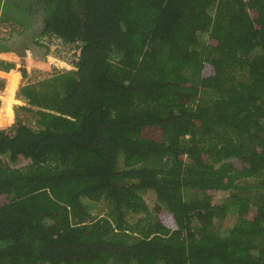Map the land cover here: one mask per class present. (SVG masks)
<instances>
[{
    "label": "trees",
    "instance_id": "1",
    "mask_svg": "<svg viewBox=\"0 0 264 264\" xmlns=\"http://www.w3.org/2000/svg\"><path fill=\"white\" fill-rule=\"evenodd\" d=\"M0 74V264H264V0H0Z\"/></svg>",
    "mask_w": 264,
    "mask_h": 264
},
{
    "label": "rangeland",
    "instance_id": "2",
    "mask_svg": "<svg viewBox=\"0 0 264 264\" xmlns=\"http://www.w3.org/2000/svg\"><path fill=\"white\" fill-rule=\"evenodd\" d=\"M51 45L50 53H48V63L46 65H38L32 66V70L30 72V76L27 80H24L25 84H38L39 82H42L44 80L50 79L52 75L55 74L56 70L59 68H62V70H66L68 66L72 64V62L75 60V52L69 50L66 48V50L60 49L62 45L53 42ZM5 50L3 51V54L10 53V49L4 47ZM54 69H52L53 67ZM52 67V68H51ZM2 79L6 80V88L4 90L10 92L11 89L8 88L10 78L0 77V82ZM51 80V79H50ZM2 89V87H0ZM12 93V92H11ZM14 93V92H13ZM7 94V93H6ZM0 131H8L9 133H14V129H16L20 125H26L33 128H36V122L37 118L35 113L26 111L23 108H30L31 106H28L25 103H22L21 101L13 98H9L7 95L3 96V93L0 92ZM33 110H37L36 108ZM247 183L251 187H256V182L254 183L253 180H247ZM254 185V186H253ZM255 189V188H253ZM144 198L147 202V204L150 206V208H154L156 204V196L154 192L148 191L144 195ZM105 212H99V215H104ZM137 218H140L139 216H130V221L135 222ZM236 223L235 219L227 218L226 220H218L216 221V228L217 229H231L234 227Z\"/></svg>",
    "mask_w": 264,
    "mask_h": 264
},
{
    "label": "built area",
    "instance_id": "3",
    "mask_svg": "<svg viewBox=\"0 0 264 264\" xmlns=\"http://www.w3.org/2000/svg\"><path fill=\"white\" fill-rule=\"evenodd\" d=\"M60 49H63V48H60ZM72 67H73V63L70 66H68L67 70H70Z\"/></svg>",
    "mask_w": 264,
    "mask_h": 264
},
{
    "label": "crops",
    "instance_id": "4",
    "mask_svg": "<svg viewBox=\"0 0 264 264\" xmlns=\"http://www.w3.org/2000/svg\"><path fill=\"white\" fill-rule=\"evenodd\" d=\"M2 75L0 74V77H1ZM3 77V76H2ZM7 79V78H6ZM22 107H24V106H22Z\"/></svg>",
    "mask_w": 264,
    "mask_h": 264
}]
</instances>
